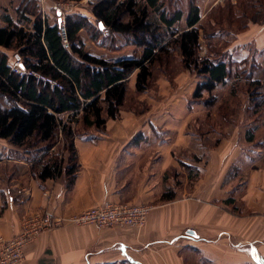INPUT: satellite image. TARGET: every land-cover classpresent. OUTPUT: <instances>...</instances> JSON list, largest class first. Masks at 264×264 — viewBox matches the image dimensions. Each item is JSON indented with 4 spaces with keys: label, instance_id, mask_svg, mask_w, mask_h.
<instances>
[{
    "label": "crops",
    "instance_id": "crops-1",
    "mask_svg": "<svg viewBox=\"0 0 264 264\" xmlns=\"http://www.w3.org/2000/svg\"><path fill=\"white\" fill-rule=\"evenodd\" d=\"M47 5L46 11L53 10ZM2 10L1 25L5 16L15 22L7 6ZM0 52L7 53L3 48ZM12 58L18 59L15 54ZM135 104L148 109L130 111L123 105L119 119L107 120L103 131L77 133L94 138L75 139L78 168L72 181L65 176L61 142L47 152H23L0 140V238L16 236L26 218L45 208L69 217L106 203L147 205L151 211L142 229L55 227L25 247L24 264H188L185 249L202 254L199 264H264V164L254 167L237 184L239 189L234 184L238 177L227 178L231 167L240 166L237 143L200 147L193 152V164L186 165L179 157L186 150V130L200 116L185 113L184 104L156 106L149 99ZM193 106L199 105L189 108ZM58 153L64 156L61 174L36 179L33 174L42 163L35 162ZM197 165L205 166L204 173L188 194L179 174ZM169 190L174 198L164 199ZM230 199L233 203H226ZM235 203L241 216L233 211Z\"/></svg>",
    "mask_w": 264,
    "mask_h": 264
},
{
    "label": "trees",
    "instance_id": "trees-1",
    "mask_svg": "<svg viewBox=\"0 0 264 264\" xmlns=\"http://www.w3.org/2000/svg\"><path fill=\"white\" fill-rule=\"evenodd\" d=\"M22 3L16 8L15 22L5 16L4 25L0 24V48L7 52H0V140L23 152H47L61 142L66 153L65 176L71 181L78 168L75 139L94 138L77 133L103 131L107 120H118L130 76L135 73V92L144 93L153 67L163 57L178 54L183 68L199 78L193 94L195 101L202 98L203 92L211 94L231 79L234 89L243 80L253 115L264 110V82L240 70L237 64L246 65V60L222 59L221 52L211 43L220 34L216 28L221 22L210 18L208 30L202 26L198 0H189L186 8L176 5V0H96L89 5L88 14L66 15V43L59 34L54 10L44 8L42 14L39 0ZM48 3L45 2L46 8ZM84 31L89 32V40L98 47L113 51L120 50L113 44L114 37H129V44L139 48L140 54L114 59L94 55L86 49L81 35ZM205 32L208 55L201 57L200 39ZM8 52L15 54L26 72L58 81L63 89L52 92L41 81L37 83L35 76L20 78L11 70ZM214 102L215 98H209L202 106L212 107ZM66 113L69 115L64 120ZM247 141L253 142L251 133ZM63 157L58 153L35 162L42 166L33 176L39 181L58 177ZM188 170L192 172L194 168ZM163 198L173 199V192L169 190Z\"/></svg>",
    "mask_w": 264,
    "mask_h": 264
},
{
    "label": "rangeland",
    "instance_id": "rangeland-1",
    "mask_svg": "<svg viewBox=\"0 0 264 264\" xmlns=\"http://www.w3.org/2000/svg\"><path fill=\"white\" fill-rule=\"evenodd\" d=\"M47 1L50 2L51 0ZM58 1L66 3V5L71 2L72 10L69 12H80L86 15L89 5L96 0H85L83 3H80L81 0ZM176 1V5L184 8L189 4V0ZM22 2L24 0H10L9 3L5 0L4 3H0V9L2 10L4 6H7L12 18L17 20L16 8L22 6ZM198 4L201 6L202 12L201 24L206 26L207 30L210 26V18L215 22L219 20L221 22L216 29L222 34L211 39V43L216 46L218 52H221L222 59L227 62L228 60L229 62L246 60V65L237 64L240 70L246 71L244 74L250 72L252 79L264 82V0H198ZM50 21L52 20L50 19ZM210 24L213 25L214 22L211 21ZM180 26H183V23ZM205 34L206 32L202 36L204 37ZM81 35L86 42V49L97 56L114 59L119 56H138L140 54V49L129 44V37L126 36L117 35L114 37L113 44L118 46L120 50L113 51L110 48L102 49L91 42L89 32L84 31ZM203 37L200 39L199 54L201 57L208 55L207 40ZM109 46L111 45L109 44ZM8 55L11 64H13L15 62L12 61L13 53L8 52ZM134 81L135 74L129 78L124 110L148 109V106L145 105L136 106L135 102L140 99H149L157 103L156 106L163 102H168L171 105L184 104L187 108L185 113L196 112L198 115L194 116H200L195 120L197 123L193 125V121L186 130V150L179 156L184 164H193L192 161L196 156L193 155V152H198L200 147L213 149L214 146L225 142L229 144L231 141L232 145L237 143L240 166L231 167L227 178L234 181L238 177L234 183L238 189L241 186L237 184L244 181L254 167L264 164V110L262 108L260 113L253 115L243 80H240L234 89V80L231 79L226 86L218 87L211 94L203 92L202 98L195 101L193 94L199 78L186 71L182 66L181 58L174 53L168 58L163 57L153 67L147 91L144 93L135 92L132 87ZM209 98H215L214 105L207 108L203 107V101H208ZM193 103L199 106H193L190 109L189 107ZM169 120L171 121V119ZM156 130L162 131V128H156ZM248 133L253 135V142L251 143L247 142ZM21 154L15 153L14 156L20 157ZM10 156L12 155L10 154ZM203 160H207L206 155L203 156ZM188 169L193 168L186 167L184 174L180 173L179 175L183 177L185 192L189 194L193 191L194 183L203 176L205 166L197 165L192 172H189ZM178 184H181V181ZM236 204L233 211L241 216L243 213L240 205ZM187 251L185 249L184 255L188 264H199V261L202 260V254Z\"/></svg>",
    "mask_w": 264,
    "mask_h": 264
},
{
    "label": "built area",
    "instance_id": "built-area-1",
    "mask_svg": "<svg viewBox=\"0 0 264 264\" xmlns=\"http://www.w3.org/2000/svg\"><path fill=\"white\" fill-rule=\"evenodd\" d=\"M46 0H39L41 12L44 13ZM52 9L56 12V20L59 26V34L63 43H66L65 17L72 3H62L50 1ZM70 13V12H69ZM107 33V30L104 31ZM11 70L20 78L35 76L37 83L42 82L43 87H48L50 91L62 90L63 86L58 81L49 80L36 74L26 72L17 59ZM151 207L147 205H127L106 203L98 207L90 208L69 217H58L50 210L44 209L31 214L22 224L21 231L10 239L0 238V264H24L25 247L35 241L41 234L52 230L55 227L71 224L75 226L92 225L97 228L128 227L142 229L147 221Z\"/></svg>",
    "mask_w": 264,
    "mask_h": 264
},
{
    "label": "water",
    "instance_id": "water-1",
    "mask_svg": "<svg viewBox=\"0 0 264 264\" xmlns=\"http://www.w3.org/2000/svg\"><path fill=\"white\" fill-rule=\"evenodd\" d=\"M99 28H100L101 30L103 29L101 24H99ZM187 234H188V235H191V236H195V234H194L193 231H188Z\"/></svg>",
    "mask_w": 264,
    "mask_h": 264
}]
</instances>
